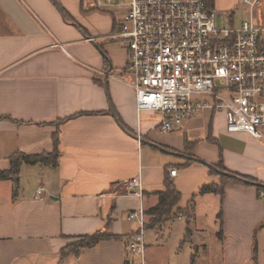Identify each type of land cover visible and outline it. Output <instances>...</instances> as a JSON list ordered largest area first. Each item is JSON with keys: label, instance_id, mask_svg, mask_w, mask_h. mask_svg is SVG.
<instances>
[{"label": "crops", "instance_id": "crops-1", "mask_svg": "<svg viewBox=\"0 0 264 264\" xmlns=\"http://www.w3.org/2000/svg\"><path fill=\"white\" fill-rule=\"evenodd\" d=\"M116 24L83 0H0V171L17 153H58L57 165L22 162L0 180V264H264L262 191L229 183L199 194L221 185L205 165L220 160L264 183V141L225 132V114L210 108L163 133L160 113H138ZM168 180L180 200L157 223L150 210ZM141 209L143 254L129 218ZM98 231L111 237L69 249Z\"/></svg>", "mask_w": 264, "mask_h": 264}, {"label": "built area", "instance_id": "built-area-1", "mask_svg": "<svg viewBox=\"0 0 264 264\" xmlns=\"http://www.w3.org/2000/svg\"><path fill=\"white\" fill-rule=\"evenodd\" d=\"M242 1L250 17L239 25L208 8L206 0H83V4L88 10L116 15L112 36L128 50L138 113H160L163 133L178 130L185 120L210 108L226 111L227 132H246L264 141V24L254 13L263 0ZM176 173L170 170L171 175ZM130 183L139 189L142 185L139 180ZM44 191L43 186L38 188L37 200L45 199ZM144 216V209L129 214L141 223L131 245L141 254Z\"/></svg>", "mask_w": 264, "mask_h": 264}, {"label": "trees", "instance_id": "trees-1", "mask_svg": "<svg viewBox=\"0 0 264 264\" xmlns=\"http://www.w3.org/2000/svg\"><path fill=\"white\" fill-rule=\"evenodd\" d=\"M216 0H206L207 6L210 9H214ZM58 153H54L52 155L50 154H37V155H29L26 153H17L12 157V166L10 170L8 171H0V180H7L8 178L15 177L20 173V165L22 162H26L29 164H37L39 162L41 163H47V164H53L57 165L58 163ZM211 171L212 174H218L220 177H222V183L221 185H205L203 186L200 191V193H220L223 195L225 193L224 187L225 185L229 183H239V184H249V182H243L240 178L226 175L219 173L218 170L225 171L227 173H233L237 176H240L242 178H247L250 181L259 183L256 179L250 177V176H242L238 173L232 172L230 170H227L224 166V162L220 160V163L217 165H214V167L209 166L208 164H205ZM261 183V182H260ZM167 184V191L166 192H160V202L158 205H156L155 208L151 209L150 212L154 215V220L157 223L161 222V220L164 217H171L173 206L178 203L180 200V193H178L177 189L173 185V183L168 182ZM258 190L264 191V185L260 184L257 186ZM194 202V198L191 201V205ZM111 235L107 234V232L98 231V233L94 235H84L77 241L76 243L69 246V249L74 252H78L80 249L84 248V246H93L96 243H98L100 240L110 238Z\"/></svg>", "mask_w": 264, "mask_h": 264}, {"label": "rangeland", "instance_id": "rangeland-1", "mask_svg": "<svg viewBox=\"0 0 264 264\" xmlns=\"http://www.w3.org/2000/svg\"><path fill=\"white\" fill-rule=\"evenodd\" d=\"M223 1H226L227 4L229 3H234L236 6V11H229V10H224V11H221L219 13L221 14H226L228 15L227 17H234V18H231V20L233 19L234 20V23L236 25H239V23H241L243 20L245 19H249L250 17V13L247 9V6L244 5L243 1L242 0H223ZM255 17L258 21H261L263 24H264V0L263 2L261 3V5H259L256 9H255ZM229 20V19H228ZM223 22V19L221 16H219L218 18V24H222ZM216 112H220V113H223L225 114V117H226V111L224 110H218ZM151 113H156V112H151ZM227 124H228V117H226V127H225V132H227ZM227 133H231V132H227ZM243 133H246V132H243ZM231 134H242V133H231ZM249 134V133H247ZM251 135V134H249ZM252 136V135H251ZM180 223V222H178ZM182 225L185 224V222H181Z\"/></svg>", "mask_w": 264, "mask_h": 264}, {"label": "water", "instance_id": "water-1", "mask_svg": "<svg viewBox=\"0 0 264 264\" xmlns=\"http://www.w3.org/2000/svg\"><path fill=\"white\" fill-rule=\"evenodd\" d=\"M218 171H219V173H222V174H226V175H231V176L238 177V178H240L243 182H249V183L254 184V185H256V186H259L260 184L264 185V183L253 182V181L248 180L247 178H242V177L237 176V175H235V174H233V173H227V172H225V171H221V170H218Z\"/></svg>", "mask_w": 264, "mask_h": 264}]
</instances>
